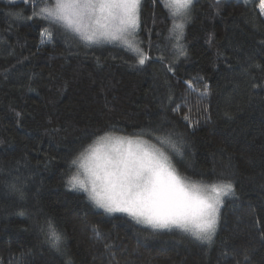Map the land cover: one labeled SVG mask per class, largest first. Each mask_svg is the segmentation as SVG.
Segmentation results:
<instances>
[{
  "label": "trees",
  "instance_id": "obj_1",
  "mask_svg": "<svg viewBox=\"0 0 264 264\" xmlns=\"http://www.w3.org/2000/svg\"><path fill=\"white\" fill-rule=\"evenodd\" d=\"M260 2L196 0L178 54L167 0H141V62L39 16L53 0H0V264H264ZM107 133L147 139L187 178L234 185L208 244L69 188Z\"/></svg>",
  "mask_w": 264,
  "mask_h": 264
},
{
  "label": "rangeland",
  "instance_id": "obj_2",
  "mask_svg": "<svg viewBox=\"0 0 264 264\" xmlns=\"http://www.w3.org/2000/svg\"><path fill=\"white\" fill-rule=\"evenodd\" d=\"M195 1L167 0L176 17L173 38L178 54ZM140 2L53 0L37 14L62 26L86 46H117L144 62L147 54L138 37ZM260 9L264 14V0ZM74 166L69 188L83 192L96 209L125 216L153 231H180L203 244L214 237L222 205L234 192L230 182L207 183L181 175L161 149L141 137L104 134Z\"/></svg>",
  "mask_w": 264,
  "mask_h": 264
}]
</instances>
